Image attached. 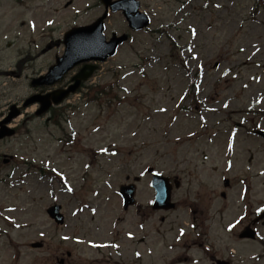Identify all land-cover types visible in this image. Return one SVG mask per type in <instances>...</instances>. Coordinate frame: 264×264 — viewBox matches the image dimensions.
Instances as JSON below:
<instances>
[{"label": "rangeland", "instance_id": "rangeland-1", "mask_svg": "<svg viewBox=\"0 0 264 264\" xmlns=\"http://www.w3.org/2000/svg\"><path fill=\"white\" fill-rule=\"evenodd\" d=\"M103 10L96 0H0V68L10 76L0 78L1 110L34 93L29 78L61 54L54 40ZM142 11L152 16L149 30L132 34L93 80V91L98 85L105 91L102 99L71 101L78 106L70 118L74 145L57 143L70 132L66 124L28 117L35 108L13 123L19 134L0 144V153L16 160H0V264H58L61 257L69 264H112L120 260L116 253L126 255L120 260L126 264H166L164 255L134 261L135 252H145L141 236L154 242L172 237L167 229L178 215L164 214L168 222L161 227L160 214L147 209L153 195L149 168L182 179L174 192L179 204L197 194L208 203L212 190H223V177L243 176L248 164L255 174L264 170V144L253 133L264 129V0H143ZM114 32H128L121 15L108 22L106 35ZM253 101L259 105L247 113ZM228 141L237 151L230 171ZM30 162L58 163L67 186L52 173L39 175ZM127 177L140 179L145 211L123 210L119 189ZM54 201L66 213L63 227L47 215ZM181 204L183 209L190 202ZM37 242L44 247L33 249Z\"/></svg>", "mask_w": 264, "mask_h": 264}, {"label": "flooded vegetation", "instance_id": "flooded-vegetation-1", "mask_svg": "<svg viewBox=\"0 0 264 264\" xmlns=\"http://www.w3.org/2000/svg\"><path fill=\"white\" fill-rule=\"evenodd\" d=\"M44 92L46 91H41V93ZM1 121L2 120L0 117V122ZM3 157L4 155L1 154L0 159L1 158L3 159ZM11 159L13 160V158ZM252 160L253 158L250 157L249 162L251 163ZM251 167L252 166L249 165L248 168L249 171H252ZM226 180H228L226 184L228 188L223 187V190H221L219 193L220 198L216 195L217 197L209 202L210 205L205 207L206 210L202 209L200 205H198L197 203L198 201L199 204H201L202 202L201 199L195 200L194 207L188 210L192 222L196 224V228L194 232H196L197 234L199 233L198 230L200 229V226H197V223H199L198 218H202L205 214H206L205 217L206 221L208 219L210 223V226L208 228L209 230L212 229V220H214V218H220L219 224L221 225V229L223 228L222 224H224L226 228H228L227 225L228 214L229 213L233 215L239 214L240 210L242 209V206L239 203H242L244 199L242 197L241 190L243 191L245 189L247 190V195H248V199L245 206L248 207L249 212L247 211V215L248 213H250V216L248 219L246 217L245 221L244 220L240 221L239 225L237 226L240 229L238 232H235V236L237 237L233 239L236 240L235 242H238L240 249H244V248L249 249L252 246L251 245L252 243H255L258 246H260V249L257 250L256 255L254 254L252 257H254V260L257 261V264H259L262 261L264 262V211L261 214H257V209H259V207L261 206V202L257 198L259 193L257 191V186L254 183L256 179L250 178L249 180L246 181V178L243 177L229 178V176H226L222 180L223 186ZM248 181L249 182L252 181V182L249 183ZM253 198L256 199V201L258 202V207L256 210H254L255 201L253 200ZM215 227L216 226L213 224V228ZM237 227L235 229H237ZM252 231H254L257 234V238L255 241H251L250 239H245L244 237L241 238L242 234L243 236H247L244 235V233H251ZM205 237L206 236H198L197 241L194 242V244L198 247V249H200L199 255L202 257V260L205 262V264H216L218 261L228 262L229 264H244V262H242V260L239 259V257L230 256L226 250L221 249V251H218L217 249H215L216 247L212 243H208L207 249H205L206 246ZM218 238L219 237H217V239ZM210 240L212 242H215L212 239ZM181 241H183V239H181ZM170 244L174 245L173 246L174 249L178 248V244L176 242H172ZM202 248L204 249L201 250ZM179 261L189 262L190 259L185 255H183L181 258H179Z\"/></svg>", "mask_w": 264, "mask_h": 264}, {"label": "water", "instance_id": "water-1", "mask_svg": "<svg viewBox=\"0 0 264 264\" xmlns=\"http://www.w3.org/2000/svg\"><path fill=\"white\" fill-rule=\"evenodd\" d=\"M110 1L111 0H107V3H109ZM135 7H137V9H138L137 5L132 4V2L126 3V1H125V2H121V3L114 5L113 10L114 11H117V10L124 11L126 17L128 18V21L130 22L131 27L134 30H140V29H143L147 25V21L142 23L141 20L138 18V16L134 15L137 12L135 10ZM102 31H103V26H102V22L100 21L99 23H97L96 25H94L91 28L80 30L79 33H81V35H78V34L68 35L67 44L69 46V49L71 47L72 50H76L78 44H80L81 45V51L85 55L88 54L87 48L92 46L93 43L95 46V42L97 41L98 44L100 45L99 49L96 51L99 53L98 55L95 56V54L93 53L91 56L82 58L81 60L77 61L76 62L77 64L80 62L89 61V60L104 61L107 59L108 56L114 55V51H115L118 43H121L124 40H126V38L120 39L116 43H113L110 46L106 47L105 45H102L100 42V39L102 38V36H101ZM84 34H88L89 36L85 37ZM78 51L80 52V49H78ZM73 65L74 64L67 66L66 69H70ZM86 69H89L90 72L86 73V71H85ZM86 69L76 78L77 84H76V86H74L71 89L72 92H75L79 83L82 80H87L93 74V72L95 70L94 67H86ZM54 75H55V73L52 72L48 76V78H50L51 76H54ZM65 97H66V95L61 97V98H56L55 103H60ZM38 101L41 102L43 104V106H45V107L50 106V103L47 101V99L33 98L26 103L25 107L29 106L33 103H36ZM13 117H14L13 115L11 117H9L8 120H6L4 124H8L12 120ZM6 131H7V129L4 127V131L0 132V139H2L6 135ZM12 134H13V132H10L7 135H12ZM154 186L158 190V201L161 204H165V203L168 204L170 201V190L167 189V191H166L165 185L161 181H158L157 183H155ZM123 194L125 196L126 206H128L129 204H132L133 203V196H134V189L133 188L132 189L126 188L123 191ZM162 202H164V203H162Z\"/></svg>", "mask_w": 264, "mask_h": 264}]
</instances>
